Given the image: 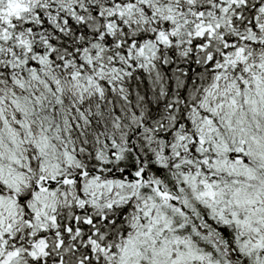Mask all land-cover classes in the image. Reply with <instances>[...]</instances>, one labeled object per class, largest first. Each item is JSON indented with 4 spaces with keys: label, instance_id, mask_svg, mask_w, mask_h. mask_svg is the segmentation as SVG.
Listing matches in <instances>:
<instances>
[{
    "label": "snow or ice",
    "instance_id": "1",
    "mask_svg": "<svg viewBox=\"0 0 264 264\" xmlns=\"http://www.w3.org/2000/svg\"><path fill=\"white\" fill-rule=\"evenodd\" d=\"M0 264H264V0H0Z\"/></svg>",
    "mask_w": 264,
    "mask_h": 264
}]
</instances>
